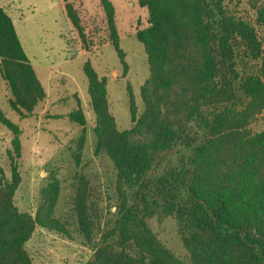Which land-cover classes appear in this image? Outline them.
<instances>
[{
	"label": "trees",
	"instance_id": "16d2710c",
	"mask_svg": "<svg viewBox=\"0 0 264 264\" xmlns=\"http://www.w3.org/2000/svg\"><path fill=\"white\" fill-rule=\"evenodd\" d=\"M99 2L108 36L98 45H113L122 61L114 8L109 0ZM137 4L146 10L147 21L134 37L144 47L149 74L140 86V115L129 96L130 128L116 127L106 81L89 63L83 68L95 150L113 166L121 196L114 219L85 264H264V126L250 127L264 111V36L258 33V28L264 31V4L256 8L254 22L225 0ZM64 8L82 35L78 15L70 5ZM0 75L11 93L10 110L20 120L33 117L45 93L1 6ZM64 117L82 128L83 137L87 120L82 110L53 116ZM0 125L10 133L11 146L6 151L9 180L0 169V264H32L25 244L35 226L69 236L51 217L59 185L51 179L40 189L35 217L18 210L13 198L20 184L21 131L1 109ZM176 143L190 151L189 169L165 170L148 196L144 183L150 170ZM76 182L77 234L90 240L86 183ZM134 194L137 200L131 203ZM154 213L175 217L188 261L171 255L148 227L145 219Z\"/></svg>",
	"mask_w": 264,
	"mask_h": 264
},
{
	"label": "rangeland",
	"instance_id": "374dc122",
	"mask_svg": "<svg viewBox=\"0 0 264 264\" xmlns=\"http://www.w3.org/2000/svg\"><path fill=\"white\" fill-rule=\"evenodd\" d=\"M109 1L114 8L117 47L122 53L123 63L113 45H98L108 36L99 0H0V6L11 18L45 93L43 101L34 109L35 115L20 120L9 108L11 93L0 75V109L21 131V153L16 160L20 184L14 194V205L19 211L35 217L40 189L48 180L54 179L59 189L51 217L58 219L69 234L35 226L25 244L32 264H85L93 255V246L99 243L104 229L114 219L117 211L115 204L121 198L114 187L116 177L113 166L102 151L95 150L92 132L94 117L89 110L83 68L89 63L98 78L106 81L108 108L116 127L119 130L130 128L129 96L136 116L140 115L143 110L140 86L149 74L144 47L134 37L135 31L146 26L147 12L137 4V0ZM225 2L251 21L256 17V8L264 4V0ZM66 4L78 15L83 36L69 21L64 8ZM258 33L264 36V31L259 28ZM76 108L82 110L87 120L81 139L80 126L65 117L53 118ZM263 126L264 111L250 127L257 131ZM189 133H194L192 128H189ZM9 141L10 133L0 125V169L7 180L11 176L6 153L7 149H11ZM189 153L178 143L171 146L163 159L150 170L144 183L146 194L152 196L155 193L149 191L156 189L154 187L165 170L176 167L189 169ZM74 156H77V161ZM78 178L86 183V207L93 225L90 240L77 234L73 199ZM135 195L128 201L134 203L137 200ZM179 195L185 197L186 193L181 189ZM145 221L171 255L188 261L189 254L182 244L174 216L154 213Z\"/></svg>",
	"mask_w": 264,
	"mask_h": 264
}]
</instances>
